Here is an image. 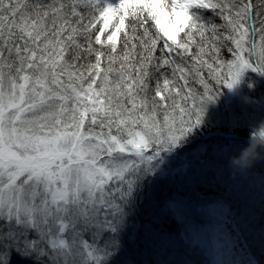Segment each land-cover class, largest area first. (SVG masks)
Segmentation results:
<instances>
[{"label":"snow or ice","instance_id":"obj_1","mask_svg":"<svg viewBox=\"0 0 264 264\" xmlns=\"http://www.w3.org/2000/svg\"><path fill=\"white\" fill-rule=\"evenodd\" d=\"M262 79L264 0H0V264H122L170 237L151 189L221 126L226 90L230 129L264 124V96L242 91ZM246 215L228 208L214 264H264ZM163 219L196 239L182 200Z\"/></svg>","mask_w":264,"mask_h":264},{"label":"rangeland","instance_id":"obj_2","mask_svg":"<svg viewBox=\"0 0 264 264\" xmlns=\"http://www.w3.org/2000/svg\"><path fill=\"white\" fill-rule=\"evenodd\" d=\"M260 85H264V79L259 81ZM242 91L255 97L264 96L257 89L252 91L244 88ZM240 96L241 93L226 90V96L220 104L210 109L213 119L220 120L221 126L205 130L189 149L181 151L175 159L172 158L151 189L155 196L145 205L146 218L154 219L160 229L170 232L171 236H165L162 241L157 240L153 244V250L158 252L147 255L144 264H214L216 250L231 242L227 227L231 222L226 219L229 207L245 210V219L249 223H262L260 216L264 215V175L248 176L241 173L233 178L228 167L229 157L239 152L233 153L225 145L236 144L242 149L248 143L246 117H240L242 128L230 129L227 126L228 106L231 104L236 107ZM235 111L239 116L242 109L237 107ZM255 115L259 116L258 109ZM177 158L182 159L178 164ZM260 170L264 172V165ZM164 181L173 186L174 191L160 199L158 191ZM196 186H202L207 191H196ZM170 197L182 200L186 206L189 227L196 236L195 240L185 235L183 229L178 230L171 220L163 219ZM171 207L174 209L175 205ZM176 218L181 224L184 223L179 216ZM166 221L168 225L164 228L162 225ZM197 246L198 250H194ZM137 253L135 259L141 261L143 256ZM155 253L161 256L162 261L155 259Z\"/></svg>","mask_w":264,"mask_h":264},{"label":"clouds","instance_id":"obj_3","mask_svg":"<svg viewBox=\"0 0 264 264\" xmlns=\"http://www.w3.org/2000/svg\"><path fill=\"white\" fill-rule=\"evenodd\" d=\"M262 133H264V124L249 132L247 146L242 148L239 154L229 157L228 167L233 177L247 172L257 163L264 161V134Z\"/></svg>","mask_w":264,"mask_h":264},{"label":"bare ground","instance_id":"obj_4","mask_svg":"<svg viewBox=\"0 0 264 264\" xmlns=\"http://www.w3.org/2000/svg\"><path fill=\"white\" fill-rule=\"evenodd\" d=\"M199 188H200V190H199ZM209 188H210V186H209ZM196 191H205L206 192L207 190L205 188H203L202 186H199L198 189H196ZM208 192H210V191H208ZM156 248H161V247H156ZM167 248L168 247H165V249H167ZM137 252H140L142 254V256H143L142 259H141V261L135 259V255L138 257V253ZM151 252H158V251L157 250H153L152 247H151V249H147V248H143V247L135 248V249H130L129 252L124 257H122V264H125V262L131 261V260H134L135 261V262H133V264H140V263L141 264H144L143 263L144 262V258L147 255L148 256L149 255H153V254H151ZM154 257H155V259H157L159 261H162L161 256H159L158 253H155L154 254Z\"/></svg>","mask_w":264,"mask_h":264},{"label":"trees","instance_id":"obj_5","mask_svg":"<svg viewBox=\"0 0 264 264\" xmlns=\"http://www.w3.org/2000/svg\"><path fill=\"white\" fill-rule=\"evenodd\" d=\"M261 87H257V90H259L258 92H261V93H263L264 94V85H260ZM173 159H175V157H173ZM177 160H178V162H177V164L178 163H180V161L182 160L181 158H177ZM262 167V166H261ZM261 169V168H260ZM208 176V175H207ZM167 181H164V183L162 182V187L160 188V190L158 191L159 193H158V195H159V197H160V199H162V198H164V196L167 194V193H171V192H173L174 191V187L173 186H171L169 183L167 184L166 183ZM196 189H198V187L196 186ZM199 190H200V188H199ZM191 191V190H190ZM263 210H264V208H263ZM262 213V212H261ZM260 214V213H259ZM260 221L262 222V223H264V215H261L260 216ZM167 222V221H166ZM166 222H164L163 223V225H162V227H166L167 225H168V222L166 223ZM169 227H170V225H169ZM131 262H135L134 260H131Z\"/></svg>","mask_w":264,"mask_h":264}]
</instances>
